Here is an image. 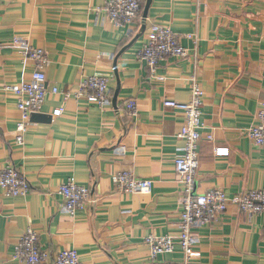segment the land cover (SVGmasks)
Wrapping results in <instances>:
<instances>
[{
    "label": "crops",
    "instance_id": "crops-1",
    "mask_svg": "<svg viewBox=\"0 0 264 264\" xmlns=\"http://www.w3.org/2000/svg\"><path fill=\"white\" fill-rule=\"evenodd\" d=\"M141 1V17L121 25L108 16L109 0H0V164H14L31 185L16 197L0 188V264H26L15 247L28 228L50 254L44 264L64 249H76L84 264L183 261L177 240L173 252L153 257L146 238L179 234L183 184L174 160L184 115L163 101H189L193 79L205 92L196 193L264 187V147L248 133L264 102V0H152L147 18ZM154 23L171 26L189 52L166 57L155 73L139 59ZM16 36L45 52L48 88L71 93L48 94L22 145L10 87L30 80L36 62ZM93 74L109 77L108 106L77 95ZM217 147L230 153L217 156ZM122 170L152 180V191L120 190L113 176ZM69 178L90 189L75 215L58 191ZM199 234L189 264H264V214L231 205Z\"/></svg>",
    "mask_w": 264,
    "mask_h": 264
},
{
    "label": "built area",
    "instance_id": "built-area-1",
    "mask_svg": "<svg viewBox=\"0 0 264 264\" xmlns=\"http://www.w3.org/2000/svg\"><path fill=\"white\" fill-rule=\"evenodd\" d=\"M110 20L121 25L135 22L141 17L140 0H109L106 7ZM195 38L194 35H188ZM13 43L23 47V52L36 62V69L31 79L10 87L17 95V107L21 113V119L17 125L16 141L24 144V133L31 124V117L42 108L49 93H62L68 100L71 93L59 90L58 87L48 88L45 66L47 63L45 52L33 47L28 41L16 36ZM189 54L188 49L182 45L179 37L169 25L154 23L147 35V39L139 52V59L145 62L149 69L155 73L161 61L173 56L184 58ZM78 96L84 97L88 102L105 107L110 104L109 77L103 74H93L84 77L80 84ZM204 90L196 79L191 86V99L186 102H178L173 99H165L164 106L180 110L184 115L179 137L184 142L180 153L174 160V167L183 184V204L179 222V234L177 237L169 235L148 236L146 241L151 247V254L157 257L160 254L174 251L177 240L184 253L183 261H172L168 264H189L196 247L201 243L200 230L212 225L220 218L231 205L237 206L241 211L249 214H264V187L254 189L247 194L229 196L221 188L212 189L205 193H196V176L200 164L199 146L202 139ZM127 109L132 116L139 114L135 100L127 102ZM64 107L54 111L55 115H61ZM249 136L255 145L264 147V102L258 113V123L250 128ZM230 153L228 147H217V156H226ZM113 181L123 192L150 193L153 189V181L142 179L134 175L130 170H122L113 176ZM0 188L5 195L10 197L24 196L30 192L31 185L24 174L14 165L0 164ZM59 193L64 200V209L70 215L84 210L90 197V189L78 184L75 179L69 178L59 186ZM15 257L26 264H44L50 254L42 249L38 242V233L28 228L15 247ZM53 264H84L76 249L60 250Z\"/></svg>",
    "mask_w": 264,
    "mask_h": 264
},
{
    "label": "water",
    "instance_id": "water-1",
    "mask_svg": "<svg viewBox=\"0 0 264 264\" xmlns=\"http://www.w3.org/2000/svg\"><path fill=\"white\" fill-rule=\"evenodd\" d=\"M151 4H152V0H147L146 5L144 7V11H143V18L148 17V13H149V9H150ZM114 103H115V101H114Z\"/></svg>",
    "mask_w": 264,
    "mask_h": 264
},
{
    "label": "trees",
    "instance_id": "trees-1",
    "mask_svg": "<svg viewBox=\"0 0 264 264\" xmlns=\"http://www.w3.org/2000/svg\"><path fill=\"white\" fill-rule=\"evenodd\" d=\"M140 2H141V14H142V10H143V3H142V1L140 0Z\"/></svg>",
    "mask_w": 264,
    "mask_h": 264
}]
</instances>
